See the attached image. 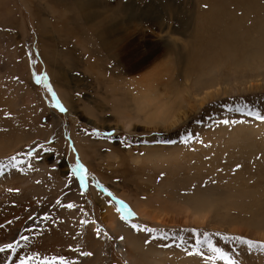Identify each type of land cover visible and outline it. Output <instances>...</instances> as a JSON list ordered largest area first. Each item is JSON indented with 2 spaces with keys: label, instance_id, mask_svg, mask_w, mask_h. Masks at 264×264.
<instances>
[{
  "label": "rangeland",
  "instance_id": "1",
  "mask_svg": "<svg viewBox=\"0 0 264 264\" xmlns=\"http://www.w3.org/2000/svg\"><path fill=\"white\" fill-rule=\"evenodd\" d=\"M248 112L264 116V0H0V165L74 203L72 264H224L192 230L264 264L235 240L264 231Z\"/></svg>",
  "mask_w": 264,
  "mask_h": 264
},
{
  "label": "bare ground",
  "instance_id": "2",
  "mask_svg": "<svg viewBox=\"0 0 264 264\" xmlns=\"http://www.w3.org/2000/svg\"><path fill=\"white\" fill-rule=\"evenodd\" d=\"M257 88L258 85L254 89ZM6 152L8 155L11 154L13 148L0 150V156L5 155ZM1 158L7 159V157ZM3 165L5 166L3 174L0 175V248H5V251L0 252V264H20L21 258H24L27 264H37V260L43 261L52 257L59 260L66 256L69 257L64 261L65 264H72L70 261L77 254V250L76 252L74 250L75 244L88 233L84 224H82L83 228H80L78 223L80 215H76L74 203L68 204L72 205L71 208L67 205L61 208V204L52 199L53 194L63 193L58 187L48 189L35 184L22 187L20 170L11 167L10 164ZM79 186L82 188L80 184ZM79 186L78 191L82 192ZM66 190L76 192L74 186H69ZM79 228L82 229L81 235L78 234L76 239V231ZM247 230L254 240L264 243V231L260 232L252 227ZM9 244L17 245L15 251L6 248ZM65 246H68L66 254L63 252ZM118 251L125 259L127 258L122 249L119 248ZM260 256L264 258V252H260ZM29 257L34 259L28 260ZM175 258L180 259V255H176ZM88 261H90L89 255L84 262ZM171 264H175L174 261Z\"/></svg>",
  "mask_w": 264,
  "mask_h": 264
},
{
  "label": "snow or ice",
  "instance_id": "3",
  "mask_svg": "<svg viewBox=\"0 0 264 264\" xmlns=\"http://www.w3.org/2000/svg\"><path fill=\"white\" fill-rule=\"evenodd\" d=\"M38 82H39V78H38ZM65 109L63 107H60V111H64ZM237 111H240V109H236ZM247 115H251V116H254V118L258 119V120H261V121H264V116H262L260 113L258 112H248L246 113ZM224 123H228V121H224ZM192 139V136L191 134H188L186 136H182L181 137V143H187L188 141H190ZM166 143H175V141H166ZM10 166L15 168L17 163H22V161H17V158L16 157H11L10 158ZM3 167H5L4 165H0V175L3 174ZM74 171H82V169L80 168L79 165H77L76 169H74ZM67 207L71 208L72 205H67ZM123 207V210L125 213H127L128 215H132V213L127 209L126 206H122ZM120 208H117V211L120 212ZM122 220L125 219V216L124 215H121L120 217ZM131 227L133 229H136L138 231H146V232H149L151 233L153 230L152 229H144V228H139V226L135 225V224H132ZM192 234L194 237H196V241H195V247L197 249H199L201 246H206L207 247V250L209 253H211L212 255L208 257V259H211V260H221L224 262V264H235V262L231 259V257L228 255V253H226L225 251H223L221 248L215 246L211 240V238L209 237V235L207 233H205L203 235V238L201 239L197 233L195 232V230H192ZM219 235V234H217ZM166 237L164 236H161V237H153V239H165ZM222 240H225L227 241L228 237H223L221 236L220 237ZM24 239H27V237H24ZM121 239H123V237H121ZM181 240H183V238L181 237ZM235 240L242 244V245H246L247 248L249 250H252V249H258L260 250L261 252H264V243H259V242H255V241H251V240H248V239H244L242 237H235ZM179 246V245H177ZM17 245H13V244H9L6 246L7 249H11L12 251H15ZM5 251V248H0V252H3ZM199 254V253H197ZM85 255H90V253H85ZM34 258L33 257H29L28 260H33ZM20 264H27V261L24 259V258H21L20 259ZM37 264H65L63 258H59V260L56 258V257H52L50 259L48 258H45L43 261H39L37 260Z\"/></svg>",
  "mask_w": 264,
  "mask_h": 264
}]
</instances>
